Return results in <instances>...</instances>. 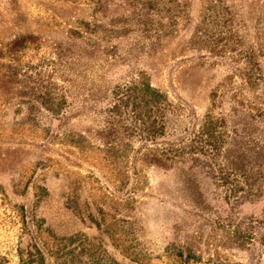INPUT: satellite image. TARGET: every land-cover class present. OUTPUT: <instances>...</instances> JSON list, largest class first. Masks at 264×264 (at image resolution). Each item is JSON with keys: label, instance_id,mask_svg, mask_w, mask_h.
<instances>
[{"label": "rangeland", "instance_id": "obj_1", "mask_svg": "<svg viewBox=\"0 0 264 264\" xmlns=\"http://www.w3.org/2000/svg\"><path fill=\"white\" fill-rule=\"evenodd\" d=\"M260 6L0 0V264H264L235 235L264 188L235 204L220 173L264 159ZM130 70L176 106L168 166L97 100Z\"/></svg>", "mask_w": 264, "mask_h": 264}, {"label": "trees", "instance_id": "obj_2", "mask_svg": "<svg viewBox=\"0 0 264 264\" xmlns=\"http://www.w3.org/2000/svg\"><path fill=\"white\" fill-rule=\"evenodd\" d=\"M260 8H264L260 6ZM258 9L264 11V9ZM36 37L26 35L16 42L15 46L26 42H33ZM57 71V70H54ZM132 71H128L122 78V83L113 85L112 91H105V95L101 99L109 102L105 108L108 111H113L118 116H109L110 121L115 123L125 121L127 127L134 135L139 136L142 140L143 155L149 162H154L156 165L168 166L174 154L173 144L178 140V134L173 131L172 114L176 109L171 98L154 87L147 79L146 74L138 73L133 75ZM110 87V86H109ZM49 100L53 99L50 91H48ZM61 100V98L59 99ZM95 99L92 98V101ZM58 106L60 103H56ZM61 106V105H60ZM63 106V105H62ZM187 133V130L184 131ZM180 134V133H179ZM264 141V140H263ZM162 146V148H157ZM257 157L264 158V142L258 146ZM196 154V153H195ZM184 155L182 162L188 161ZM257 167H232L226 170H221V177L227 180L233 178L235 183L228 185L226 194L228 200L234 199V203L241 204L245 201H255L262 196L264 188V159L261 162H256ZM230 216V217H229ZM225 219L231 220L234 215H229ZM235 235L237 240L249 237V242L256 244L260 242L264 245V211L261 216H248L242 218L236 225ZM190 257L186 258L184 264H188ZM110 264H115L111 261Z\"/></svg>", "mask_w": 264, "mask_h": 264}]
</instances>
